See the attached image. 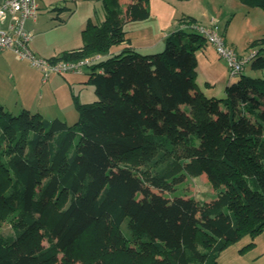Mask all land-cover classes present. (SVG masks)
<instances>
[{"label":"trees","instance_id":"16d2710c","mask_svg":"<svg viewBox=\"0 0 264 264\" xmlns=\"http://www.w3.org/2000/svg\"><path fill=\"white\" fill-rule=\"evenodd\" d=\"M123 1H106L81 49L50 59L104 56L89 67L98 100L76 102L75 124L0 104V264H219L264 233V37L249 63L261 75L243 72L226 98L208 97L197 20L183 19L163 51L140 53L126 46ZM127 1L128 21L151 17L150 0ZM185 174L207 176L219 198L201 209L164 198ZM6 222L13 235L1 234Z\"/></svg>","mask_w":264,"mask_h":264},{"label":"rangeland","instance_id":"374dc122","mask_svg":"<svg viewBox=\"0 0 264 264\" xmlns=\"http://www.w3.org/2000/svg\"><path fill=\"white\" fill-rule=\"evenodd\" d=\"M106 1L108 0H83L80 4L74 3L72 12L68 11V16L73 15L71 28L74 25H83L80 30L83 42V32L89 23L100 25L106 20L108 14ZM128 4L129 1H123L118 9L121 12V18L125 21L124 30L130 40L129 46L140 53L163 51L166 43V29H169L172 22L177 21L179 23L188 18H196L197 24L203 26H209L212 21L219 23L226 43L235 49L240 56L257 52L259 47H252V44L264 37V10L245 6L240 0H150L151 17L136 22L127 19L126 7ZM40 16H43L44 20L47 13L41 12ZM29 23L30 21L27 22L26 29H28ZM58 34L51 33L48 38L52 39ZM98 56L102 59L104 57L96 55L90 59ZM197 58L199 61L197 78L199 88L207 96L214 95L218 99L226 98V87L237 82L241 76L231 77L227 62L219 57L212 45L208 44L203 53L197 55ZM250 65L246 66L245 75L260 76L261 72L253 73ZM210 71L217 72L216 78H218L213 82L212 87H209L205 80V77L213 75ZM90 72V69L86 68L82 75L53 74L44 85L46 87L44 92L36 91L37 94H35V99L43 97L41 106L45 114L43 117L48 120L67 119L69 125L75 124L79 119V113L75 107L76 102L91 104L98 100L95 88L87 83ZM221 72L222 78L219 76ZM54 78L59 79V82L53 85L52 80ZM30 105L34 107V99L31 100ZM32 113L35 114L37 111L33 110ZM155 192L162 194L159 191ZM162 195L168 200H173L175 197L194 200L201 209L205 204L216 201L219 198V191L213 189L207 176L194 177L185 174L175 192L163 193ZM141 198V193H138L137 199ZM200 217L201 211L196 218L199 220ZM1 234L4 236L13 235V229L9 222L3 224ZM236 244L232 245L233 248H236ZM231 250L229 252H232Z\"/></svg>","mask_w":264,"mask_h":264},{"label":"crops","instance_id":"0c3cea01","mask_svg":"<svg viewBox=\"0 0 264 264\" xmlns=\"http://www.w3.org/2000/svg\"><path fill=\"white\" fill-rule=\"evenodd\" d=\"M5 1L6 0H0V7ZM36 1L39 7L38 16L34 20H29L30 23L27 29L34 35L32 41L33 52L43 59L50 60L58 58L64 52L81 49L84 46V42L80 35V30L83 28V25H74L71 28L73 15L70 14V16H68L67 14L69 10L72 12L74 3L77 5L83 0ZM41 12L47 13L46 19L43 20V16H40ZM10 22V16L4 21H0V29L7 30ZM172 25L169 29H166L167 31H165V40L179 29L180 22L177 23V21H174L172 22ZM51 33L59 34L50 39L48 36ZM129 44L130 40L126 46L132 47L129 46ZM126 46H122L118 50H121ZM206 47L207 45H205L202 50L198 51L197 55L202 54ZM197 71L199 74L198 68ZM252 72L258 73L255 71ZM211 73H213V75L205 77L209 87H212L213 82L218 79L216 78L217 72ZM219 76L220 78L223 77L222 72ZM57 82H59V79L57 78L52 80L53 85ZM44 85H46V82L44 83L41 72L33 67L28 61L20 59L12 51L0 52V104L8 111L17 115L23 110H28L31 113L34 110L45 117L41 108L43 97L35 99V94H37L36 91L44 92L46 88ZM208 97L215 96L211 95ZM33 99L34 107L30 105L31 100ZM63 120L69 122L67 119ZM251 242L252 239L250 237H245L235 245L236 248H233L234 246H232L219 254V264H264V233L255 239V247L253 249L244 254L240 253V251ZM232 248L234 249L233 251L231 250ZM230 250L232 252H229Z\"/></svg>","mask_w":264,"mask_h":264},{"label":"built area","instance_id":"2783aa9c","mask_svg":"<svg viewBox=\"0 0 264 264\" xmlns=\"http://www.w3.org/2000/svg\"><path fill=\"white\" fill-rule=\"evenodd\" d=\"M39 7L36 0H6L0 7V21L8 16L11 22L7 30L0 29V52L12 51L20 59L28 61L37 68L47 82L53 74L66 75L69 73L82 75L86 68L95 62L101 61L100 56L94 59H83L78 62L53 61L37 56L32 50L34 35L26 29L29 20L38 16ZM199 32L206 42L212 45L219 57L228 64L231 76L236 77L243 73L250 63L255 52L249 56H240L239 53L226 43L220 25L212 21L209 26L197 25Z\"/></svg>","mask_w":264,"mask_h":264}]
</instances>
